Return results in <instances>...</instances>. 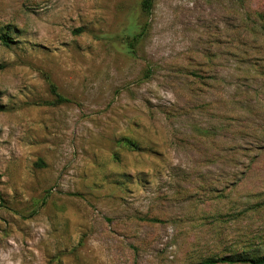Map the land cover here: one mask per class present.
<instances>
[{
	"label": "rangeland",
	"instance_id": "1",
	"mask_svg": "<svg viewBox=\"0 0 264 264\" xmlns=\"http://www.w3.org/2000/svg\"><path fill=\"white\" fill-rule=\"evenodd\" d=\"M140 1L0 0V264L264 254V0Z\"/></svg>",
	"mask_w": 264,
	"mask_h": 264
},
{
	"label": "trees",
	"instance_id": "2",
	"mask_svg": "<svg viewBox=\"0 0 264 264\" xmlns=\"http://www.w3.org/2000/svg\"><path fill=\"white\" fill-rule=\"evenodd\" d=\"M154 0H141L140 8L142 12L145 14H149L153 7ZM141 34L134 36L133 40H137ZM10 37L6 33L0 34V42L4 46H8L10 43ZM3 65L0 64V70L3 69ZM52 93L56 97L57 102H65L61 96L56 93V89L54 87L51 88ZM2 105H0V112H2ZM123 145H125L128 149H136V145L130 140H122ZM246 247L244 252H229L228 254H218V255H210L206 258H203L198 264H264V254H258L255 252H246Z\"/></svg>",
	"mask_w": 264,
	"mask_h": 264
}]
</instances>
